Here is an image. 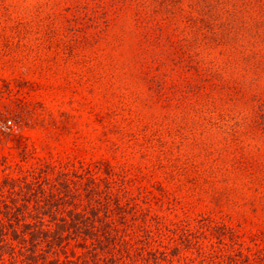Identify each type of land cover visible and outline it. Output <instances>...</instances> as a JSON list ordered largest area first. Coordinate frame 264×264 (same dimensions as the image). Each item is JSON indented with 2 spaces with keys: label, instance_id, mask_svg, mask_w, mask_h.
<instances>
[{
  "label": "rangeland",
  "instance_id": "obj_1",
  "mask_svg": "<svg viewBox=\"0 0 264 264\" xmlns=\"http://www.w3.org/2000/svg\"><path fill=\"white\" fill-rule=\"evenodd\" d=\"M262 118L264 0H0V264H264Z\"/></svg>",
  "mask_w": 264,
  "mask_h": 264
},
{
  "label": "trees",
  "instance_id": "obj_2",
  "mask_svg": "<svg viewBox=\"0 0 264 264\" xmlns=\"http://www.w3.org/2000/svg\"><path fill=\"white\" fill-rule=\"evenodd\" d=\"M262 119H264V118H262ZM264 121V120H263ZM43 197V196H42ZM46 199V198H45ZM75 216H77V215H75ZM76 219V218H75ZM74 219H73V217L71 216V217H69V218H67V219H65L63 216H61V217H59L58 219H56V221H55V223L53 224V227H52V229H51V238L53 239V240H56L57 239V237H59L60 235V233H61V231H63V230H68V231H70V229H72V231L75 233V232H77V230H79V233H81V236L83 237L85 234V236H89V235H87L88 233V230H87V228H84V229H81V228H79V227H77V225H75L74 224ZM11 223V222H10ZM2 224L0 223V242H2V237L4 236V233H3V226H1ZM10 226V228H12L10 231H8V235H11V237L12 236H15V237H12L13 239H16V236H17V234L18 233H16V228L14 227V226H12V225H9ZM77 229V230H76ZM7 232V231H6ZM11 234H10V233ZM78 233V232H77ZM2 236V237H1ZM81 244V243H80ZM0 245L2 246V244L0 243ZM0 246V247H1ZM82 246V245H81ZM29 257H32V255H28L27 256V258H29Z\"/></svg>",
  "mask_w": 264,
  "mask_h": 264
},
{
  "label": "built area",
  "instance_id": "obj_3",
  "mask_svg": "<svg viewBox=\"0 0 264 264\" xmlns=\"http://www.w3.org/2000/svg\"><path fill=\"white\" fill-rule=\"evenodd\" d=\"M11 127L10 120H4L0 123V130L7 131Z\"/></svg>",
  "mask_w": 264,
  "mask_h": 264
}]
</instances>
